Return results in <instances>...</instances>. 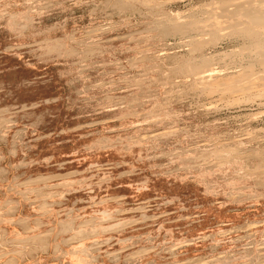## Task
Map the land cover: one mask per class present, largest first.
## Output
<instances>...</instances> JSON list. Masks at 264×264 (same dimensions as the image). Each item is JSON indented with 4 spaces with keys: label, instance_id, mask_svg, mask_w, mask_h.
Wrapping results in <instances>:
<instances>
[{
    "label": "rangeland",
    "instance_id": "374dc122",
    "mask_svg": "<svg viewBox=\"0 0 264 264\" xmlns=\"http://www.w3.org/2000/svg\"><path fill=\"white\" fill-rule=\"evenodd\" d=\"M259 17L0 0V264H264Z\"/></svg>",
    "mask_w": 264,
    "mask_h": 264
},
{
    "label": "bare ground",
    "instance_id": "6f19581e",
    "mask_svg": "<svg viewBox=\"0 0 264 264\" xmlns=\"http://www.w3.org/2000/svg\"><path fill=\"white\" fill-rule=\"evenodd\" d=\"M244 4H246V3H243V4H241V2L240 3H233L232 5V7H234V9H244V7H247L246 8V11L248 12L247 13V15H249L252 19H251V24H248V26L246 27V29H245V31L246 32H250V31H252V32H255V31H257L258 32V29H260L261 30V28L262 27H260V26H258L255 22H253V21H255V20H257V17L256 16H253L254 15V12L256 11V9H257V7H255V6H250V5H248V6H246V5H244ZM260 18H263V17H259V19ZM264 19V18H263ZM196 24V23H195ZM222 23L219 21V20H217V18H214L212 21H210L209 22V24L207 25V26H209L210 28H212L213 30H218L219 29V27H220V25H221ZM206 25H204V27H205ZM196 27H198V24H196ZM195 28V27H194ZM181 29V28H180ZM183 30V29H182ZM180 32V31H179ZM259 33H263L264 34V31L263 32H259ZM260 54H261V56L262 57H264V49L260 52ZM193 72V74L196 76L195 78H196V83L197 84H200V85H202V86H207V87H209V90H214V89H216L218 86H219V84H217V82L218 81H215L214 79H213V75L214 74H212V73H209L210 71L208 70H206V71H198L196 68L192 71ZM206 87V88H207ZM164 134V133H163ZM39 178V177H38ZM42 180V179H41ZM45 181V180H44ZM33 182V181H32ZM31 182V183H32ZM26 183H27V181H26ZM28 183H29V181H28ZM14 210V209H13ZM11 213V212H10ZM36 238V237H35ZM40 239V238H39Z\"/></svg>",
    "mask_w": 264,
    "mask_h": 264
}]
</instances>
